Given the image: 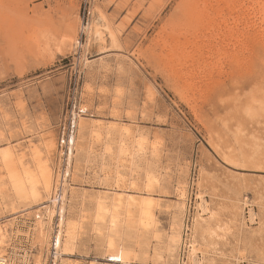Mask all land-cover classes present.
<instances>
[{"label": "rangeland", "instance_id": "374dc122", "mask_svg": "<svg viewBox=\"0 0 264 264\" xmlns=\"http://www.w3.org/2000/svg\"><path fill=\"white\" fill-rule=\"evenodd\" d=\"M195 3L197 7L192 0H0V153L8 152L9 164L33 171L38 137L55 134L57 141L75 77L80 114L86 108L95 119L120 121L135 135L134 144L142 146L132 165L127 151L116 160V143L110 144L104 154L105 178L98 179L99 146L108 141L96 142L99 153L92 154L89 177L79 192L149 199L154 220L147 234H121L116 240L132 252L126 262L102 255L85 233L75 243L67 236L63 247L77 264H181L183 244L170 253L164 239L183 188L189 194L186 224L192 227L200 202L213 211L201 216L216 234L208 248L200 241L198 264H234L236 247L243 255L238 264H264V255L256 250L264 248V0ZM96 15L109 34L102 45L87 47L89 25L81 26ZM68 40H73L70 48ZM89 60L91 92L85 90ZM132 139L129 135L126 146ZM147 166L153 180L149 187ZM4 173L0 165V184L5 185L4 191L0 188L5 205L1 225L19 214L7 207L10 189ZM243 196L255 206L253 220L249 207H238ZM121 218L123 214L120 226ZM66 225L67 218L61 238ZM17 246L7 241L4 251L13 264H23L21 244ZM37 254V249L29 254L30 264Z\"/></svg>", "mask_w": 264, "mask_h": 264}, {"label": "bare ground", "instance_id": "6f19581e", "mask_svg": "<svg viewBox=\"0 0 264 264\" xmlns=\"http://www.w3.org/2000/svg\"><path fill=\"white\" fill-rule=\"evenodd\" d=\"M192 3L195 5L196 4L195 0L194 1L192 0ZM195 6L197 7V4ZM186 10L183 11V13L184 14L187 13V15H189L190 13L188 14ZM189 11L191 12V10ZM94 17L93 19L91 18L92 20L90 19L89 24L87 22V24L84 27L81 26L82 28L87 29L86 27L87 25H89L87 44H86L87 47L90 46L91 44H97V45L99 44V46L102 45L106 35L109 34V31L107 30V26L104 23V19L100 15L98 16L96 15V17L95 18ZM68 41L69 42H67L68 44L66 45V47L70 48L71 45L73 44L72 43L73 40L72 41L68 40ZM86 64L88 68L87 69L88 77L87 80L85 81V90L87 92H91L92 81L89 75L91 74L92 66L90 65V60L87 61ZM77 102H78V110L72 111L73 128L70 132L67 133L66 131L63 132V137L64 135H66V141L64 142L65 144H63L61 137H57V141H56L55 134L54 136L44 137L43 135L45 134L43 133V135H40L38 137L39 148L37 149L38 151H36V153L32 157L33 163L31 162L34 169L33 171L23 170V169L20 170L15 167L13 168V166L9 164L10 162H8V157H9L8 152L0 153V163H1L0 165L3 166V169L5 171L4 174L8 182L7 186H9L10 189V191H6L7 189L5 190L6 192H8L7 194L10 197L8 200L7 207H9L10 211H15V213H19L17 216H13L12 218L6 220L11 222L5 224L2 223V225L0 224V264H13L11 259L6 256V253L4 251V246H6L7 241H9L13 245V247L14 246L18 247L17 245L21 244L22 250H20V253L22 254L19 255L23 256V264H27L28 262H29L28 264H30V260L32 261V259L31 256L29 257V254H31L33 250L36 251V249L38 251V254L35 257L34 264H48V263L77 264L76 262H74V260H71L69 258L67 250L64 249L63 247V243H65L67 240H70L67 239V236H69V238L73 240L71 242L75 243L76 240H78V238L83 233H85L88 237V240L94 244V248H96V250L97 249H99V251L101 250L102 255L107 254L110 257H115L116 259H118V261L126 262L130 260V254L132 252L130 248L125 245H120V246L117 245L116 240L122 235H124L125 237H131L133 232L137 234L136 236H139L137 238H140V236H145V234H147L148 229L151 226L150 225L151 222L154 220L153 212H152L154 206L152 205L153 207H151L149 199L147 200L146 198L143 197L133 198L132 196H130L131 194L123 195L122 193H111V192L109 193L107 191L105 192V194L97 193L90 195H86L83 194L82 192H79V187H81L80 185H82L85 181H87L89 177V165L92 162V158H93L92 154H94L96 151L95 150L96 142H99L101 141V139L104 138H106V140L108 141V145L102 144L99 146V149L102 150V152H100L101 158H100V169L98 168L99 174H96V178L98 179H102L103 176L105 178V174H106L105 167L108 168V165L105 163L104 154L106 150L108 151L107 154H109L110 144L116 143V151H113L115 152L114 155H116V160L121 159L122 155H125L127 153L128 155H130L131 158L130 164L132 165L135 164L133 163L134 157L141 156L142 146L138 144H134L135 135L129 134V130L126 127V125H124L120 121L114 122V121L98 120V118L95 119L92 117L93 115L89 116L86 108L84 109L85 112L82 115L80 114L82 111L80 107L81 105L80 97ZM78 114H80L79 117ZM128 126L130 125L128 124ZM60 133L61 131L59 132V135ZM129 135L132 136L133 141H131L132 143H129L126 146L127 142H129L128 141ZM124 146H126L127 148H124ZM149 149L150 151L154 150L153 146ZM35 157L37 161L34 160ZM112 160H114V158ZM123 160L125 162V159ZM229 163H231V161ZM121 164L123 165L124 163ZM129 174H132V172H130ZM126 176L128 177V175ZM129 178L130 176L127 179ZM127 179L125 178V181ZM144 179L147 187L152 186L151 182L153 180L151 178V174L149 172L148 166L144 172ZM69 181H72L73 184L69 185L70 184ZM138 181L139 180H137V182ZM126 183L127 182H125L124 184L126 185ZM4 186L0 184V188H2L3 191L5 188ZM7 194L5 193L4 195L8 196ZM188 195H189L188 192L183 188L182 192L180 193V199L178 202L179 204L177 205V209L175 210L174 213L170 215V218H168L170 219L168 232H167V236L165 237L166 239L164 238L163 239L164 241L166 240L165 250L170 253L174 252L176 249L180 250L183 244L184 258L182 262L180 261L181 264H198L199 262L198 256L199 253L201 252L200 251L202 249L201 247L203 246L202 243L206 242L205 246L208 248L210 245H212V242L208 240H211L213 238L212 236L216 234L215 229L210 225L209 222H206V219L201 218V216L204 213L209 214L210 212L213 211L210 210L207 206H205V204L204 205L200 204L201 202L199 204H196L194 208L196 212L195 213L196 218H194V221H192V227H190V225L186 224L184 220V217L187 215V207H188L187 200L189 197ZM196 196L197 199L199 198L202 199L203 195L202 193L197 192ZM238 201H239L238 207L241 210L244 211L246 208L249 207L250 220H253V215L256 213V212L255 213L252 212V208L255 207V206L252 207L253 203L251 204V202L248 201V199L245 198L244 196L242 198H238ZM0 206L1 209L5 207V205L1 203V201H0ZM66 212H67V217H66ZM122 214L124 215V218H121L122 226H120L119 219ZM65 218H67V225H66L67 227L65 230L66 234H64L65 235L64 238H61L62 236L61 228ZM243 220H247V219H244L243 217ZM155 225L153 227H155ZM118 227H123V231L121 233L120 231H118ZM241 227L242 226L238 228ZM157 233L160 232H156V234ZM236 236L239 235L237 234ZM245 236L247 235L245 234ZM250 236L248 237L250 238ZM197 237L200 238L197 239ZM137 238L135 240H137ZM153 238L155 239L156 237ZM205 238L207 239V241L205 240ZM200 241H202L201 244ZM239 242L241 241L239 240ZM135 244L137 243L135 242ZM32 246L33 248H31ZM51 248L52 251H50ZM256 250L258 253L264 255V248H256ZM45 251L46 253H44ZM235 251L237 252V256H235L233 260H234V264H238L243 259L242 250L236 247ZM20 261L18 264H21ZM176 261L179 262L178 252L176 254ZM31 264H33V262ZM85 264H95V263L93 261H87Z\"/></svg>", "mask_w": 264, "mask_h": 264}, {"label": "built area", "instance_id": "2783aa9c", "mask_svg": "<svg viewBox=\"0 0 264 264\" xmlns=\"http://www.w3.org/2000/svg\"><path fill=\"white\" fill-rule=\"evenodd\" d=\"M79 93H80L79 77H75L74 83L72 86V92L69 93V95H68L69 100L71 99L70 108L69 109L66 108L65 114L63 116V119H62L61 125H60L61 133H60L59 137H61L63 144H65L64 142L66 141V135H64V137H63V132L64 131H66V133L70 132L73 128L72 111L78 110V102L77 101L79 100V95H80ZM50 251H52V248Z\"/></svg>", "mask_w": 264, "mask_h": 264}]
</instances>
